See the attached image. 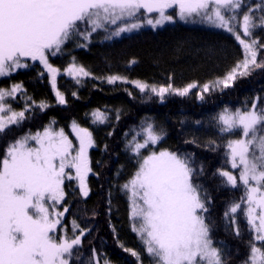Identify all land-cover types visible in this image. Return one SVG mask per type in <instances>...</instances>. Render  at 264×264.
<instances>
[{
  "label": "snow or ice",
  "instance_id": "1",
  "mask_svg": "<svg viewBox=\"0 0 264 264\" xmlns=\"http://www.w3.org/2000/svg\"><path fill=\"white\" fill-rule=\"evenodd\" d=\"M239 7L240 0H0V77L27 67L25 60L39 61L51 74L55 89L59 70L49 63V55L55 56L73 40L86 47L92 35L98 30L108 31V25L117 27L106 38L139 29L142 24L133 20L140 19L141 10L158 14L155 19L143 17L153 28L173 22V15L166 14L173 9L181 20L195 16L230 32L242 47L243 59L215 82V86L229 87L238 76L247 75L250 66L264 67L257 62L258 41L242 38L233 23L235 15H225ZM256 27L264 29V16L256 23L244 14L243 37H251ZM65 71L73 78L91 75L75 62ZM117 81L129 83L120 76L107 78L109 84ZM131 83L141 92L150 87L140 81ZM195 87V83L183 88L169 84L152 86L150 91L160 97L166 93L186 96ZM211 87L205 84L203 91ZM21 90L20 84L0 88V132L25 118V111L17 112L5 102L7 98L15 99ZM56 97L60 104L66 103L59 91ZM40 107L46 105L42 102ZM93 117L100 123L106 119L99 111ZM218 121L223 132L241 134V138L229 140L228 155L232 168L240 169L248 223L256 233L255 240L264 245V107L252 104L246 111L225 109ZM71 128L78 144L63 129L57 131L50 125L42 132L15 140L0 158V264H70L74 246L81 244L84 230L73 221V236L69 238L61 219L68 208L61 211L57 206L65 200L66 180L78 181L80 193L88 196L86 179L92 172L88 150L95 145L87 128L75 122ZM142 131L143 142L133 137L128 145L138 158V168L122 185L129 195L133 231L155 264H223L209 235L203 215L207 211L205 200L201 186L194 182L189 159L168 150L150 151L145 156L141 150L156 145L162 136L151 124ZM219 174L232 187L237 186V177L231 172ZM240 209L241 204L235 203L230 212ZM58 231L65 234L58 236ZM131 254L138 257L135 251ZM247 264H264V246H251Z\"/></svg>",
  "mask_w": 264,
  "mask_h": 264
},
{
  "label": "trees",
  "instance_id": "2",
  "mask_svg": "<svg viewBox=\"0 0 264 264\" xmlns=\"http://www.w3.org/2000/svg\"><path fill=\"white\" fill-rule=\"evenodd\" d=\"M260 8L264 16V5ZM106 27L108 31L93 35L86 47L73 40L59 55L49 57L62 72L75 62L91 73L79 78L59 75L57 86L65 105L57 103L48 76L38 64L0 81L8 89L22 86L8 104L25 111L22 121L0 132V158L15 140L50 125L67 135L73 122L87 128L95 145L89 156V194L83 197L73 183L65 184L63 206L68 211L64 223L75 221L85 233L80 246L73 249L70 264H155L131 228L127 193L122 190L138 168V158L128 145L133 137L141 142L143 128L151 124L162 136L152 151L168 150L189 159L194 182L201 186L205 200L203 215L209 235L223 264H247L256 241L242 209L234 219L230 214L231 206L244 199V189L232 187L219 174L228 168V141L218 117L225 109L245 111L254 100L257 107L263 106L264 67L250 66L249 73L238 76L229 87L215 86L243 59L242 49L233 36L207 28L199 17L177 18L160 29L142 28L110 38L106 37L117 26ZM255 34L262 42L264 34ZM256 48L257 62L264 64V50ZM114 75L129 83L109 84L107 78ZM133 81L150 88L195 83L199 90L186 96L166 93L160 98L150 88L141 92ZM205 84L213 87L204 92ZM42 102L46 107H40ZM97 111L106 117L103 123L94 121Z\"/></svg>",
  "mask_w": 264,
  "mask_h": 264
},
{
  "label": "rangeland",
  "instance_id": "3",
  "mask_svg": "<svg viewBox=\"0 0 264 264\" xmlns=\"http://www.w3.org/2000/svg\"><path fill=\"white\" fill-rule=\"evenodd\" d=\"M259 2V3H258ZM260 4H263L264 5V0H240V7L239 8H237V9H235L234 11H231V12H226L225 13V15L226 16H233V15H235V17H236V20L233 22V23H235V25H236V27H237V30L238 31H240V33H241V35H242V38H244V39H246V40H248L249 42L251 41V39H255V40H257L258 41V44L257 45H259V47L260 48H263V50H264V39H262V42H261V39L260 38H258V37H255V33H257V32H259L260 34H264V31H261V28L260 27H256V28H254L253 30H252V36L251 37H243V34H242V28H241V25H242V18H243V15L244 14H249L250 16H252L253 17V19H254V22H256V23H259V19H260V17L262 16V11H260ZM172 14L173 15V17H174V20H173V22H164L162 25H160V26H157V27H155V28H153L152 26H150V25H147L146 24V22H144V19H143V17H144V15H150L151 16V18H153V19H155V18H158V14H156V13H152V14H146V13H144L143 12V10H141V13L140 14H138L139 15V17H140V19L139 20H135L134 19V21L133 22H137V23H141L142 24V26L139 28V29H136V30H133V31H138V30H140V29H142V28H149V29H153V30H155V29H160V28H162V27H164V26H166V25H168V24H171V23H174V22H176L177 21V18H179L178 17V15H176V13H175V10H173V9H169V10H167V13L166 14ZM204 22V24H205V26L207 27V28H209V29H214V30H216V31H220V32H223V33H226V34H229V35H231V36H233L230 32H228V31H226V30H224V29H222V28H218V27H215L214 25H212L210 22H208V21H203ZM104 30H98L97 31V33H102ZM97 33H94L93 35H95V34H97ZM122 34V33H121ZM120 34V35H121ZM92 35V36H93ZM257 36V35H256ZM234 37V36H233ZM235 39V38H234ZM239 44V43H238ZM241 47V46H240ZM257 47V46H256ZM241 49H242V47H241ZM256 50H257V52H258V49L256 48ZM60 54V52L59 53H57L56 55H59ZM263 54H264V52H263ZM55 55V56H56ZM54 57L53 55H49L48 56V61H49V63L53 66V67H55L51 62H50V60H49V57ZM25 63L29 66V65H31V64H38V65H40L41 67H42V69L44 70V72L47 74V76H48V79H49V83H50V86H51V88H52V90H53V93H54V95H55V99H56V101H57V103L58 104H60L59 102H58V100H57V97H56V91H59L62 95H63V93L59 90V88H58V86H57V80H58V77H59V75H61V74H63L64 76H66V77H70V78H73V76H70V75H68L67 74V72L66 71H64V72H62V71H60L57 67H55V68H57L59 71L57 72V74H56V80H55V89L53 88V86H52V81H51V74L47 71V69L44 67V65L43 64H41L39 61H31V60H25ZM27 66V67H28ZM27 67H24V68H20V69H15V70H13L12 72H11V74L10 75H7V76H4V77H0V81L1 80H3V79H5L6 77H8V76H11V75H13V74H15V73H17L18 71H21V70H24L25 68H27ZM77 78H79V77H77ZM0 88H3V89H8V88H5V87H3V86H1L0 85ZM150 88V87H149ZM9 89H11V88H9ZM199 89H198V87H195V88H193V89H191V91L189 92V94L191 93V92H197ZM158 97H160V96H158ZM160 98H162V97H160ZM16 99V98H15ZM15 99H11V98H7L6 99V103L8 104V100H10L11 102L13 101V100H15ZM66 101V100H65ZM256 102H255V100L253 101V103L252 104H255ZM66 103H64V104H60V105H65ZM262 107H264V104H263V106ZM258 108H260V107H258ZM14 109V108H13ZM238 110H240V109H238ZM247 110H251V106L247 109ZM16 111V110H15ZM236 111V110H235ZM241 111H243V110H241ZM246 111V110H245ZM17 112H19V111H17ZM224 112V111H223ZM223 112H221V113H223ZM231 112H234V111H231ZM220 113V114H221ZM10 126V125H9ZM49 127V126H48ZM219 127L222 129V125L219 123ZM44 130V129H43ZM43 130H41V131H39V132H42ZM38 132V131H37ZM221 132L227 137V141L229 142V140H233V139H238V138H241V134H240V132L239 131H236V132H233V133H227V132H223L222 130H221ZM36 133V132H35ZM35 133H32V134H35ZM29 135V134H28ZM67 135V134H66ZM68 137H69V139H71L72 141H73V143L74 144H78V141H76V138H75V134L72 132V128H71V132H70V134L68 135ZM144 137V136H143ZM141 142H143V140L141 141ZM153 146H155V145H149L148 146V148H146V149H142L141 151H142V153L145 155V156H147L148 154H150V151H152L151 150V147H153ZM92 148H90L89 150H88V156H90V150H91ZM155 151V150H154ZM158 151H161V150H157V152ZM228 148H227V161H228V168H227V170L225 169V171H229V172H231L233 175H235L236 177H237V185H239V186H241L243 189H244V199L242 200V202L240 203L241 204V209H242V212H243V214H244V216H245V219H246V221H247V223H248V220H247V215H246V212L244 211V209H246L247 208V203H246V196H245V188H244V186H243V184L239 181V173H240V169L239 168H237V169H233L232 168V166H231V160H230V157H229V155H228ZM225 178V177H224ZM226 179V178H225ZM66 181H68V180H66ZM65 181V184L67 183ZM68 182H71V183H73L77 188H78V190H79V186H78V181H76V180H72V181H68ZM88 182V178H87V180H86V183ZM65 187V186H64ZM80 192V191H79ZM81 194V193H80ZM82 195V194H81ZM83 196V195H82ZM84 197V196H83ZM127 198H128V203H129V214H130V217H131V207H130V200H129V195L127 194ZM57 208L59 209V210H63V208H65L64 206H63V203L61 204V205H58L57 206ZM240 210H238L237 211V213L239 212ZM237 213H230L231 215H232V219H234V216L237 214ZM62 219V224L65 226V228H66V232H67V235H68V237L69 238H71L72 236H73V221H71L68 225L66 224V223H64V221L66 220V213H65V215H64V217H62L61 218ZM132 224V223H131ZM249 224V223H248ZM250 225V224H249ZM251 226V225H250ZM131 228H132V230H133V226L131 225ZM252 228V227H251ZM135 234H136V236H137V238L140 240V242H141V245H142V247H143V249H144V251L146 252V248H145V245L143 244V242H142V240L140 239V237L138 236V234L135 232V231H133ZM253 233H254V238H255V235H256V233L254 232V230H253ZM65 233L63 232V231H58V233H57V235L58 236H63ZM76 234H79V229L76 231ZM256 241V240H255ZM256 244H257V246H264V245H261V242H258V241H256ZM80 246V245H79ZM75 247H78V246H74V248ZM147 253V252H146ZM148 254V253H147ZM250 256V255H249ZM249 260V259H248ZM94 264H97V261H95V263ZM98 264H110L109 262H103V263H99L98 262Z\"/></svg>",
  "mask_w": 264,
  "mask_h": 264
}]
</instances>
